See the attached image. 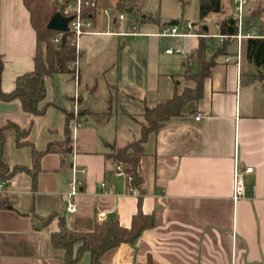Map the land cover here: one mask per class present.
<instances>
[{
    "label": "crops",
    "instance_id": "0c3cea01",
    "mask_svg": "<svg viewBox=\"0 0 264 264\" xmlns=\"http://www.w3.org/2000/svg\"><path fill=\"white\" fill-rule=\"evenodd\" d=\"M139 1L129 8L137 9ZM194 1L198 12L187 20L193 27L186 23L180 29L189 34L164 35L162 30L170 23L149 10L140 20L142 30L139 21L118 26L119 18L107 13L111 9L105 10L107 26L101 28L98 0L92 15L94 31L79 41L83 125L76 138L73 121L67 117L75 104L76 83L71 73L46 78L45 101L53 104L41 115L25 111L18 98L0 96V128L13 121L30 128L26 139L38 150L45 151L50 144L57 147L41 157L35 187L27 171L16 173L6 183L15 202L0 209V264H64L65 250L53 246L51 240L62 220L69 229L80 231L94 229L98 219L118 217L122 225L131 224L140 207L139 193L130 191L126 177L118 174L119 162L107 154L141 136L147 107L196 85L186 78L185 70L201 36L208 39L209 59L222 45L220 22L231 14L233 0H223V11L211 12L204 19L200 18V0H188L185 11ZM249 20L246 32L260 35L250 28ZM129 34L142 39L145 57L136 54L122 59V53L132 47L117 37ZM213 37L219 38L216 45ZM247 38L242 39L240 60L236 38L228 52L216 58L201 99L191 100L183 114L148 135L141 166L146 190L141 208L154 214L155 224L135 242L106 251L105 264H146L149 257L157 264H264V85L247 78L246 72L252 69L245 53ZM170 44L183 55L178 56L183 61L175 71V58L166 56L173 53L167 51L173 49ZM0 50L5 61L2 88L11 91L17 76L35 67L37 33L24 0H0ZM115 65L116 71L107 73ZM199 113L202 118L197 120ZM5 137V161L33 167L32 146H17L14 127L5 129ZM69 137L72 145L77 144L75 157L73 150L66 154L60 150ZM236 162L242 168L254 167L248 174V193L239 201L233 199ZM74 163L82 185L78 211L70 213L66 198ZM53 212L47 222L39 217L47 219ZM79 264H91L89 251Z\"/></svg>",
    "mask_w": 264,
    "mask_h": 264
},
{
    "label": "trees",
    "instance_id": "16d2710c",
    "mask_svg": "<svg viewBox=\"0 0 264 264\" xmlns=\"http://www.w3.org/2000/svg\"><path fill=\"white\" fill-rule=\"evenodd\" d=\"M184 5L188 0H180ZM30 11L31 22L37 33V53L35 56V67L17 76L16 85L11 91L2 88L3 70L5 61L0 50V96L4 100L18 98L21 100L25 111L34 115H41L46 112L53 102L45 101L47 95L46 78L56 73H71L74 76L72 62L81 56L74 43L70 30L64 31L62 39L56 42L54 38L60 32L48 28V22L57 12H64V7L59 0H24ZM136 0H118V7L123 9L135 3ZM223 0H200V18L204 19L211 12L223 11ZM264 3L260 0L252 9V16L262 15ZM95 10L87 9L86 15L92 16ZM203 33L204 30L202 29ZM238 32L237 23L232 14L225 17L220 22V33L226 34L222 45L216 50L213 56L207 58L206 50L209 47L208 39L201 36L195 53L187 59L185 76L196 82V85L186 86L180 91H176L173 97L160 100L155 106H149L144 112L145 120L142 123L141 136L124 146L116 147L107 157H113L116 161L124 164L128 174L135 177L134 184L139 191V210L133 215L129 226H124L118 217L110 219H98L92 230L80 231L69 229L66 223L61 221V229L53 232L51 240L53 246L65 250L64 264H79L83 254L90 252L91 264H105L102 261L103 254L122 243H133L141 235L144 229L155 224L153 213H146L142 210V198L146 192L144 183L145 176L141 166L147 156L145 142L151 132L159 130L173 116L183 114L185 106L191 100H199L204 93L205 79L211 75L212 67L216 63V58L228 52L232 42L231 35ZM245 53L252 69L246 72L250 81H264V32L260 35L250 36L246 39ZM195 64L197 68L195 69ZM257 71V72H255ZM264 85V84H263ZM82 111L80 112V114ZM73 112L67 111L68 120L73 118ZM68 121V122H69ZM14 127L16 129L17 146L31 145L33 148L34 166L8 164L4 159L5 149V129ZM68 131L70 127L67 126ZM30 133V128L21 127L19 124L9 121L0 128V182L9 181L16 173L27 171L32 174L33 185L36 186L37 174L40 169V160L45 152L55 151L57 147L50 144L47 150L40 151L34 144L26 139ZM65 154L72 150V139L69 137L66 145L60 148ZM14 195L7 190L6 185L0 188V209L13 206ZM55 214L53 212L47 219L39 216L43 222H47ZM146 264H157L152 257H149Z\"/></svg>",
    "mask_w": 264,
    "mask_h": 264
},
{
    "label": "built area",
    "instance_id": "2783aa9c",
    "mask_svg": "<svg viewBox=\"0 0 264 264\" xmlns=\"http://www.w3.org/2000/svg\"><path fill=\"white\" fill-rule=\"evenodd\" d=\"M260 0H233V8L231 14L233 16L234 21L237 23L238 32L236 34L231 35L232 38H236L238 40V51L237 57L238 60L241 59V52H242V39L245 37L253 36V34L246 32V25H247V18L246 12L249 10L251 5H255ZM59 3L64 7V15L72 16L73 18L69 22L70 31L72 32L73 39L72 43H74L79 49V41L83 34L93 32V18L92 16H87L86 11L87 9L96 10L98 6V0H59ZM107 13H110V10H107ZM126 15L124 13L120 14L121 18H124ZM188 28L193 27V22H187ZM64 31H60L54 40L59 42L62 39ZM162 34L164 35H187L188 32L180 30L178 25H171L166 26L163 28ZM218 36L223 40L227 37L226 34L219 33ZM180 51V49H177ZM168 52H173L174 49H168ZM229 59V58H228ZM72 66L74 67V79L76 83L75 93L73 96L74 100V108L73 112V123L71 124V129L74 133V138L77 136L78 129L83 125L82 120H80V112L82 109V98L83 93L80 86V57L75 59L72 62ZM197 120L202 118V114L199 113L195 116ZM73 155L74 157L77 154V144L75 141L72 145ZM117 171L118 174L124 175L128 182L130 183V191L133 193H139L137 186L134 184L135 177L132 174H128L125 170L124 164L119 162L117 164ZM254 171L253 166H246L242 168L238 162L235 164V171H234V188H233V199L235 201H239L241 198L245 197L248 193L249 181H248V174ZM70 178L68 181V191H67V198H66V210L70 213H75L78 211V202H77V195L81 191L82 180L79 177V169L74 163L70 170ZM6 181L0 182V188H4L6 185ZM102 185L105 186L106 183L102 182ZM104 215V214H102Z\"/></svg>",
    "mask_w": 264,
    "mask_h": 264
},
{
    "label": "rangeland",
    "instance_id": "374dc122",
    "mask_svg": "<svg viewBox=\"0 0 264 264\" xmlns=\"http://www.w3.org/2000/svg\"><path fill=\"white\" fill-rule=\"evenodd\" d=\"M197 1H194L187 9V12L185 11V5L180 2L179 0H140L139 1V6L137 9H135L134 11H129L128 8L129 6H125L123 9L118 7V0H100V9L102 10V15H101V24L100 27L101 28H106L107 26V20H108V14L105 12V10L107 9H111V14L113 17L117 16L118 19V26H121V24H129V21H133V22H137L139 21V28L140 30L143 29V22L140 21L142 18V15L144 14V12L146 10H149L151 12H153L156 16L161 17V19L166 22V23H170L169 26L173 25L171 24V21L174 19H177L180 21V24H178V26L180 27H185L187 20H189L190 18H192L194 13H197V5L196 3ZM262 3H264V0H262ZM252 6V5H251ZM227 9L231 8L230 4H228ZM233 7V6H232ZM124 13L126 15V19H120V14ZM173 13H176L178 16H171ZM262 14H264V10L262 12ZM246 18L250 19L249 23H250V28L253 30L255 29L256 32H262V28H264V16L261 15H256V16H252L251 14V10H248L246 12ZM196 21H199V18H197ZM138 28V29H139ZM247 31V30H246ZM119 39V42H121V44L123 43V41L125 40L129 45H131V50L127 53V54H123L122 53V59L124 57H132L136 54H138L141 58L145 57V51L143 48V44L142 43V39L139 37H135L133 34H129V35H125V36H118L117 37ZM162 40H170V37H163ZM214 40V44L216 45L219 42V38L218 37H213ZM172 46L173 49H176L177 47L174 46L173 44H170ZM118 52L114 50L113 54L118 57ZM167 58L173 59L175 58V60H173V67L172 69H177V67H180V63L183 61L181 59V62L177 59L178 56H183L181 53H178L176 51H173V53H169L166 55ZM113 58V57H112ZM118 59V58H117ZM116 59V60H117ZM117 66L115 65L113 67V69L107 71V73H112L113 71H116ZM142 68V66H141ZM257 72V71H255ZM264 84V81H262ZM82 111V109H81Z\"/></svg>",
    "mask_w": 264,
    "mask_h": 264
},
{
    "label": "water",
    "instance_id": "95a60500",
    "mask_svg": "<svg viewBox=\"0 0 264 264\" xmlns=\"http://www.w3.org/2000/svg\"><path fill=\"white\" fill-rule=\"evenodd\" d=\"M128 10L132 11V8H129ZM72 18V16H67L62 12L57 11L49 20L48 28L57 31H68L70 29L69 22ZM171 23H178V20H173Z\"/></svg>",
    "mask_w": 264,
    "mask_h": 264
}]
</instances>
